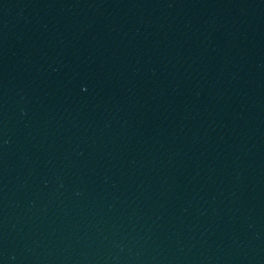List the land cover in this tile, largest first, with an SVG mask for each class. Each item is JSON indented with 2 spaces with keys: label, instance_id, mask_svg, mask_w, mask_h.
<instances>
[{
  "label": "water",
  "instance_id": "95a60500",
  "mask_svg": "<svg viewBox=\"0 0 264 264\" xmlns=\"http://www.w3.org/2000/svg\"><path fill=\"white\" fill-rule=\"evenodd\" d=\"M0 264H264V0H0Z\"/></svg>",
  "mask_w": 264,
  "mask_h": 264
}]
</instances>
